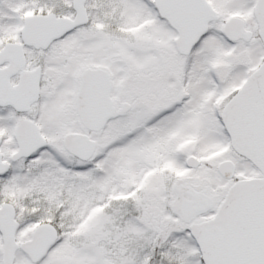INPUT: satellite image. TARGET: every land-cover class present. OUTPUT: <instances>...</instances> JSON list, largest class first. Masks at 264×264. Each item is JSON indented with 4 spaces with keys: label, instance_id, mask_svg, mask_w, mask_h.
I'll list each match as a JSON object with an SVG mask.
<instances>
[{
    "label": "snow or ice",
    "instance_id": "snow-or-ice-1",
    "mask_svg": "<svg viewBox=\"0 0 264 264\" xmlns=\"http://www.w3.org/2000/svg\"><path fill=\"white\" fill-rule=\"evenodd\" d=\"M0 264H264V0H0Z\"/></svg>",
    "mask_w": 264,
    "mask_h": 264
}]
</instances>
